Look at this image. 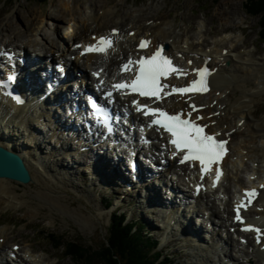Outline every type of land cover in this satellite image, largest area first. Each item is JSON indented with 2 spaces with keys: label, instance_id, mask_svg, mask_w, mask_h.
<instances>
[{
  "label": "bare ground",
  "instance_id": "6f19581e",
  "mask_svg": "<svg viewBox=\"0 0 264 264\" xmlns=\"http://www.w3.org/2000/svg\"><path fill=\"white\" fill-rule=\"evenodd\" d=\"M231 1L233 0H225L224 4ZM99 2L100 5H93L88 9V20L86 21L84 19H81V21L79 22L76 16L79 15L83 9L77 7L74 4V0H66V2H64V10L67 9V12L72 14L71 19L67 20L66 23L68 24L69 32L62 31L61 29L62 21L64 22L62 15H60L59 13L54 17L53 15H50V21L58 30V38L56 44L51 46L50 48H47V42L45 39L46 33L44 32H42L43 34L40 33L38 37L39 42L37 43L25 42L24 39H21L19 37V35L16 38L17 34L15 29H18V27L15 26V23L11 26L8 24L10 26V29H8L10 30V32L7 34L2 32L3 28H0V36L3 35L1 39H4L0 43H5L8 40V45H14L21 49L32 51L37 50L36 48L38 47V45H42V47L46 49V53H50L49 55L52 56V58L57 59L58 55H63L66 52V48L70 51V48L73 44L78 43L81 40L89 39L91 33H103L109 28H112V22H116L117 25H121L124 31L120 32V34L118 35L123 37L122 40L117 41L119 52H135L136 49L134 48V44H137L139 36L149 33L150 37L152 38V43L161 41H164L166 43L168 42L170 44V51L182 53V55L185 56L186 61L192 60L195 64H197L202 63L203 57L211 56L210 64L213 66V69H216V72L212 75L211 78L213 89L209 91L207 95L200 96L199 100L205 101L207 104H209L210 112L218 109L220 110L219 117L215 118L217 119L216 129L221 130L222 132H224L225 130V133L231 136L232 147V153L230 155L227 154L228 156L222 163L224 167L228 165L231 167L232 175L230 174V167L229 169L227 167V175L225 177L223 175L222 179H220L218 182L215 181V185L212 179V172H210L206 176L207 182L209 183V185H212L208 186V196H210V193H212L214 197V211L217 212V214L219 212V215L216 216H219L222 219L220 226L222 227V229L220 230L221 232L219 237H222V235L224 234L223 227L226 228L227 226L228 228V224L230 225L232 222L235 203L238 202L236 192L241 191L247 183H251L252 188H254L257 193L255 195L257 197L256 201L252 203L254 205H251L249 207L247 213L257 224L262 226L263 235L260 236L259 240L255 236L254 232H242L239 225L238 229L236 228L239 237L248 239V235L252 236V239H248L249 246H246L247 248L243 249L239 247V242L235 237H233V234L228 235V242L232 244V251H234L233 247L238 248L237 251L242 254L240 257L235 256V254H233L232 252H228V250H225L223 248L222 251L219 250V245H217L216 243H213L211 245V247L215 249L216 254L209 248H207L205 253L210 256V264H247V262L252 264H264V187H261V185H264V163H262L264 162V121H262V123L253 118L257 111L256 106H258L257 97L264 92V62H261L257 59L255 60V55L252 51L248 50L247 52L242 53L243 51L241 50V48L238 49L239 46L242 45L241 47H243L247 44V41L244 39L245 34L243 31H240V33L231 31L227 34V36L223 37L222 33H226L225 31L228 27L227 22L232 19L228 10H220V16L226 24H224L225 26H223L221 29L222 33L218 34V36L216 37H213L214 42L212 45L205 46L204 44L206 42V33L212 34V31H204L207 26L204 19L201 20L202 22L199 25V31L192 32V29L188 27L181 35L180 33L175 32V30H172L171 24L167 21L162 22L160 25H158V23L147 25L144 21L150 19L151 17L147 18L145 15H142L139 12L127 13L126 11L123 12L122 15L118 16L115 14V10L111 9L109 7V4H107L105 1L101 0L98 1V3ZM162 18L164 19L165 17ZM238 18H240V20H243V16L239 15ZM30 27L31 26L28 27V30H30ZM132 29H135L136 33L134 36H129L128 32ZM14 33L16 35H14ZM233 34L235 37L234 39H232ZM12 37H14V39H11ZM40 39L41 41L44 40L45 42L41 43ZM242 40L245 41L241 44L240 42ZM222 47H225L227 49L222 52ZM70 52L76 53L73 50H71ZM119 56H121V53H118L109 58V63L107 64L108 71L111 70V65L118 62L117 58ZM127 56H130V54ZM98 59L99 57L91 55L87 56L86 62L90 61L94 64H97L96 61ZM79 60L80 59H76L75 63H78ZM110 61L113 64H110ZM228 61H230L229 65ZM261 85H263V87H261ZM166 105L173 106L172 104L168 103H166ZM39 106L43 107L44 105ZM5 107V109H2L0 106V135L2 136L4 141L5 139L10 140V142L8 143L9 147H11L10 149L20 151L22 149L20 146L22 142L16 141L14 138L18 130L15 131L13 128L12 131H10L9 127L11 124H15L17 120L18 122L21 121L23 115L27 116L30 113V108L24 105L20 109L15 110L10 102H6ZM12 108L15 111H13ZM17 113L22 114V116H18ZM6 116L10 118L7 123L5 120ZM32 123L36 124V120H32ZM21 124L22 126H24V122H22ZM29 129H35V132H38L35 126L33 128L32 126H30ZM36 136L34 135L32 137L30 134L28 135L27 139H31V144H33L35 141L34 138H36ZM69 140L71 142H75V144H82L83 146L86 145V143H84V140L81 138L73 139V137L69 133V130L66 129L65 132L61 131V133H58V139H56V142H59L60 144L55 143L53 145V147H55L52 149L53 151H57V153L55 154L61 152L64 153L65 149H67L68 147L71 151L74 144L68 143ZM65 143H68V146ZM22 151L26 155L24 161L26 162V165L32 173L33 182L37 183V181L43 180L44 178V180L47 181L51 180L52 183H58L57 178L53 177L54 174L52 173V169L49 168V164L53 168H60L57 164L63 155L55 159L48 155L42 154L39 155L40 157H38V148L33 150V148L31 147L26 148L25 146ZM34 151L36 152L35 156L29 155L33 154ZM70 151L67 153H71ZM42 153L44 152L42 151ZM234 157H237V159L232 161V158ZM61 162L65 164V166L62 165L64 167L63 169H65L66 159L65 162ZM258 163L259 168L256 167ZM75 164V169L80 170L79 164L77 162ZM102 167L104 173L106 174L104 178H106L107 180V178H109V172L107 173L106 168L104 166ZM142 168L143 170L149 172L153 170L152 167L147 163ZM259 169L262 172L260 173L261 178L259 179V177H256V180L252 181V173H250V171H259ZM49 173L51 175V178L53 177L52 179L49 178ZM245 174H248L247 179L244 177ZM19 185L20 183L14 180L0 178V199H2L8 205L23 204L25 200L22 198V196L20 197L18 193ZM28 186L32 187L30 184H28ZM49 186L50 185L46 183V186L39 188L35 195L32 194V198L40 199L38 203L41 205L49 204L52 207L59 206L57 207L59 210L64 209L63 211L69 213L70 209L68 205L63 203L58 195L48 189ZM46 191L48 193H46ZM89 191L90 190H88V192ZM240 194H242V192ZM24 197L28 196L25 195ZM242 197L243 195L241 196V201L239 202L244 201ZM149 199L151 201V198ZM231 205L233 208L232 214L229 209ZM165 208L167 209V211L171 209L170 206ZM147 210L148 213L153 216L155 212L159 211L160 209H158V207H148ZM244 215L247 216L246 213H244ZM82 217L85 221L91 222L90 217L87 216L89 219L84 218L86 217L85 214H83ZM161 218H163V222L164 220H166L162 216ZM212 218L213 216L210 215L209 220L211 221V224H218V222L216 221H214V223ZM191 221L195 223V226L200 223L198 218L196 220V217H192ZM234 226L235 224H232L231 228H233ZM214 228L215 227H213V230ZM209 230L210 229H207V233L210 235L212 232ZM2 232L3 229H0V233ZM224 244L220 247H224ZM249 248H251V251L248 250ZM213 253L215 255H213ZM197 254L198 252L195 253V251H190L186 255L191 256Z\"/></svg>",
  "mask_w": 264,
  "mask_h": 264
},
{
  "label": "rangeland",
  "instance_id": "374dc122",
  "mask_svg": "<svg viewBox=\"0 0 264 264\" xmlns=\"http://www.w3.org/2000/svg\"><path fill=\"white\" fill-rule=\"evenodd\" d=\"M74 1V4L77 7L83 9L82 12L76 16L77 20L80 22L81 19L86 20L88 9L93 5H100V2L98 3V1L101 0ZM103 1L108 2V0ZM64 2H66V0H48L47 2H44V0H0L2 32L6 34L9 33V27L15 23V26L18 27V29H15L16 33H18L16 38L20 35L25 41L31 39L38 40L39 35L30 37L29 34L32 33L33 28L37 27L38 23L46 22L41 33H46V40H48V42H54L56 40L55 33L53 32L55 25L49 21L51 17L50 15H53V17L58 13L62 15L64 22L62 21L61 29L62 31L69 32L68 24L66 23L67 20L71 19L72 14L67 12V9L64 10ZM224 2L225 0H217L214 3L212 0H113L112 4L113 6L117 5L119 15L125 11L127 13H147V15L151 14L150 16H154V14L155 16H163V14H165L168 16V20L176 19L178 24L182 23L183 20H186V23L189 26L196 24L198 20L207 19V22H210V24L207 23L206 27L218 34L222 33L221 29L226 25L225 21L222 20L220 16V10H228L232 19H236L235 21L240 24L228 23L226 30H243L246 35L247 48L256 54V58L258 57L257 60L264 61V44L261 43L258 38L259 17L250 16L246 13L245 9V4L247 2H252L253 4L255 2L260 6H264V0H233L225 4ZM239 15L243 16V20H240V18L237 17ZM29 26H31V31H28ZM11 39H14V37ZM40 42L44 43L45 41H41L40 39ZM258 100L262 103L264 97H260ZM262 109H264V107L259 108L257 111L259 112ZM255 118L264 121V113H260ZM57 165L59 167H63L62 165L65 166L61 161L58 162ZM49 168L51 169L50 164ZM80 173L81 172L75 170L73 173L68 174V178L62 177V180L59 182L63 185L59 183L55 184L47 180H42V182L39 180V183L37 184L31 183V188H36L35 190L30 189L26 185H22L19 188V192L22 195L27 194V200L29 201L21 205L9 206L0 199L1 228L8 230L13 228V225L15 224L21 233L19 237L25 235L31 237L34 244L47 248L55 257H59V264H78L81 259L76 255V251L72 250L70 241L78 239L83 243L92 244L97 248L102 242L106 241L107 227L111 216V210L105 209L104 203L102 202L103 194L107 193L105 191L106 185L101 189V185L96 181L92 182L88 174ZM49 178L52 179L50 173ZM76 181H81L87 189H91L93 185L95 193H87L86 190H81V187H74L73 185L79 183ZM46 183L50 185L48 189L55 192L63 203H66L71 210L79 213L84 212V214L91 218V222L85 221L82 218L77 219L69 213L54 209L49 204L41 205L38 203L40 199H33L32 194L35 195L39 189L38 187H42V185L46 186ZM24 188L27 190H23ZM74 188H76V191L73 190ZM46 193L48 192L46 191ZM97 203H99V205ZM130 209L131 208L129 207L128 210ZM144 209L145 208L141 205L140 210ZM87 216L84 218H88ZM128 216L134 218L135 214H128ZM83 220L86 223H89L86 224ZM50 233H56L63 236V239L58 241L51 236ZM31 238H29V240H31ZM64 251L66 254H69L68 257H65ZM181 254L184 256L183 259H180L181 264H193L190 262L191 257L186 255L187 253ZM86 262L82 260L83 264H87Z\"/></svg>",
  "mask_w": 264,
  "mask_h": 264
},
{
  "label": "snow or ice",
  "instance_id": "6c2138e0",
  "mask_svg": "<svg viewBox=\"0 0 264 264\" xmlns=\"http://www.w3.org/2000/svg\"><path fill=\"white\" fill-rule=\"evenodd\" d=\"M145 41H141L140 47L146 46ZM113 46V42L109 37L101 36L98 42L94 45H89L85 49L87 52L107 53ZM3 55H9L8 53H0ZM9 59L11 56L9 55ZM136 64L138 66L135 78L130 82L121 81L118 84L113 85V89L121 90L127 89L131 92L138 93L140 96L155 97L161 99L162 87H168L167 85H161V77L167 76L171 73H181L182 70L172 65V61L169 57L162 54L161 49H157L151 56L142 57L137 61H133L131 58L126 64L122 66L123 71H129V65ZM62 71V69H61ZM200 78L193 80L190 85L182 88L173 86L172 92L186 93V92H203L207 91V85L205 83L206 69H196ZM99 75V73H94ZM103 81H101V84ZM0 87H8L7 84H0ZM12 95L11 92L6 93ZM111 92L107 93L111 96ZM169 93H164L168 95ZM13 99L17 103L22 102L19 97L13 96ZM136 106V111L141 112L146 117H153L151 125H157L167 133L170 134V143L175 146L176 150L183 151L185 153L182 163L186 160L199 161L201 171L206 173L210 170V165L218 163L223 157L226 149L225 145L227 141L217 140L215 135H209L205 132L206 126L197 124L190 118H182L181 113L169 114L167 111L161 108H151L150 106L140 104L138 101L132 102ZM91 105L94 109L98 107L95 101H91ZM195 107V106H193ZM189 117L191 113L188 114ZM197 119H200L198 117ZM110 130V129H109ZM221 173L219 170L216 172V179L219 180ZM264 187V185H261ZM256 190H246L245 197L248 202H251V198L256 195ZM237 220H241L239 215L240 205L237 206ZM245 230H253V226L249 225ZM257 233L261 232V229H254ZM259 239V238H258Z\"/></svg>",
  "mask_w": 264,
  "mask_h": 264
},
{
  "label": "water",
  "instance_id": "95a60500",
  "mask_svg": "<svg viewBox=\"0 0 264 264\" xmlns=\"http://www.w3.org/2000/svg\"><path fill=\"white\" fill-rule=\"evenodd\" d=\"M0 178H7L19 183H29L32 178L22 159L15 153L0 146Z\"/></svg>",
  "mask_w": 264,
  "mask_h": 264
},
{
  "label": "trees",
  "instance_id": "16d2710c",
  "mask_svg": "<svg viewBox=\"0 0 264 264\" xmlns=\"http://www.w3.org/2000/svg\"><path fill=\"white\" fill-rule=\"evenodd\" d=\"M249 4H250V12L252 14H254V15L262 14V16H263L260 24H261V29H262L261 34H262V37L264 38V10H263L264 6H260L257 3H255V2H254V4L252 2L249 3ZM123 232L126 235H128V230L124 229ZM123 240H124V237L122 236V239H121L120 244H119L118 247L121 246V243L123 242ZM71 245H72V250L76 251L77 256L80 257V258H84V254L82 253V247L78 246L77 244H73V243H71ZM117 245H118V242H117ZM124 250L125 249L123 248L122 251H121L124 254L123 257H125V254H126V251H124ZM145 256L147 258V263L146 264H154V263H156L155 259H153V258H156V256H152L150 253L143 252V257H145ZM141 257L142 256H141L140 253L138 254V253H136V251L135 252H131L130 257L127 260L128 263H126V262L125 263L126 264H145L144 260H142V261L140 260ZM149 258H152V259H149ZM151 260H153V261H151ZM118 263H120V262L119 261L115 262V264H118Z\"/></svg>",
  "mask_w": 264,
  "mask_h": 264
}]
</instances>
